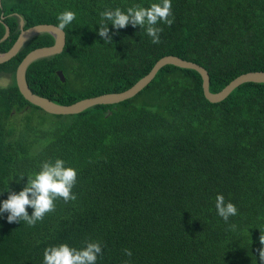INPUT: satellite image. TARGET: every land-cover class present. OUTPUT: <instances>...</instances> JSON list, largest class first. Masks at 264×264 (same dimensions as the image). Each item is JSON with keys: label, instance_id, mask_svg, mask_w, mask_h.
<instances>
[{"label": "trees", "instance_id": "obj_1", "mask_svg": "<svg viewBox=\"0 0 264 264\" xmlns=\"http://www.w3.org/2000/svg\"><path fill=\"white\" fill-rule=\"evenodd\" d=\"M160 2L2 0L14 15L0 22V52L18 39L20 18L27 29L75 12L64 51L27 70L34 93L64 105L126 91L168 55L205 67L213 93L264 71V0H171L174 22L157 25L159 44L139 26L107 22L112 42L98 35L105 10ZM6 24L11 34L1 41ZM53 44L50 34L36 36L0 64V79H10L0 86V207L57 158L77 170L76 199H57L35 226L0 213V264H43L46 248L86 241L102 246L97 264H261L264 83H244L212 103L197 71L167 65L129 100L50 114L23 97L16 71L29 52ZM218 194L238 209L227 223Z\"/></svg>", "mask_w": 264, "mask_h": 264}, {"label": "clouds", "instance_id": "obj_2", "mask_svg": "<svg viewBox=\"0 0 264 264\" xmlns=\"http://www.w3.org/2000/svg\"><path fill=\"white\" fill-rule=\"evenodd\" d=\"M100 15L101 24L98 35L104 38L105 43L112 42L107 22H111V25L117 30L126 28L128 25L139 26L151 37L153 44L160 43V33L163 31V28L157 27V25L163 22L170 27L174 22V19L169 18L173 15L171 0H161L160 3H152L149 7L137 4L127 8L126 12L120 8L107 9ZM75 18L76 14L73 11L65 10L59 13L57 15V31H63ZM20 21L25 22L23 18H20ZM5 40L1 39V41ZM77 176V170L66 167L65 161L62 159L57 158L54 162L45 161L34 178H28V184L22 191L18 194L11 193L8 199L3 201L0 213H9V223L23 220L29 226H35L38 221L43 220L47 213L55 210L57 199L63 198L65 202L76 199L72 189L77 182ZM28 207L34 209L32 215L28 214ZM215 208L226 223L230 217L238 214L236 205L232 202L226 203L222 194L216 196ZM260 242L261 245H264V236L260 237ZM124 254L128 257L132 256L129 249H124ZM98 256H102V246L99 242L86 241L85 246L81 249L70 247L65 243L46 248L43 254V264H97ZM259 260L261 264H264V247L259 250ZM125 264L128 262L126 261Z\"/></svg>", "mask_w": 264, "mask_h": 264}, {"label": "water", "instance_id": "obj_3", "mask_svg": "<svg viewBox=\"0 0 264 264\" xmlns=\"http://www.w3.org/2000/svg\"><path fill=\"white\" fill-rule=\"evenodd\" d=\"M2 8V0H0V9ZM22 26L24 22H21ZM49 33L54 38V44L51 46L40 47L29 52L20 62L16 71V82L20 93L31 104L40 107L45 112L56 115H73L78 114L86 109L96 105H111L118 104L129 100L139 94L156 76L158 71L167 65H174L180 68H188L197 71L203 80V90L205 97L212 103L220 102L228 97V95L238 86L249 83H264V71H252L244 73L233 81H231L220 92L213 93L210 90V75L207 69L195 62L184 60L175 55H168L157 61L153 69L135 85L126 91L119 93H108L95 97L81 99L73 104H59L49 98L40 96L32 91L27 82V70L29 66L40 59L53 57L61 54L66 46L65 31H57V26L52 24L37 25L28 29H22L18 39L7 52H0V64L5 63L15 57L26 43L37 35ZM9 35V29H6V34L2 38L5 40ZM57 75L61 81H65V75L62 70L57 71Z\"/></svg>", "mask_w": 264, "mask_h": 264}, {"label": "flooded vegetation", "instance_id": "obj_4", "mask_svg": "<svg viewBox=\"0 0 264 264\" xmlns=\"http://www.w3.org/2000/svg\"><path fill=\"white\" fill-rule=\"evenodd\" d=\"M14 14H5L3 11H2V8L0 9V22H3L4 23V20H6V18H9V17H11V16H13ZM21 22L22 21H19V29L20 30H22L24 27H25V22H24V24H23V26H22V24H21ZM6 28H8L9 29V35H8V38H9V36H10V34H11V30H10V27L6 24ZM7 38V39H8ZM2 53V52H1Z\"/></svg>", "mask_w": 264, "mask_h": 264}, {"label": "rangeland", "instance_id": "obj_5", "mask_svg": "<svg viewBox=\"0 0 264 264\" xmlns=\"http://www.w3.org/2000/svg\"><path fill=\"white\" fill-rule=\"evenodd\" d=\"M9 82H10V79L8 77H4V78L0 79V86L7 85V84H9Z\"/></svg>", "mask_w": 264, "mask_h": 264}]
</instances>
